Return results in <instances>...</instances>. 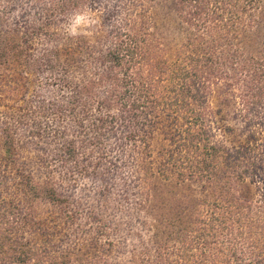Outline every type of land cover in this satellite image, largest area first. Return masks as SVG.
I'll return each instance as SVG.
<instances>
[{
  "label": "trees",
  "instance_id": "obj_1",
  "mask_svg": "<svg viewBox=\"0 0 264 264\" xmlns=\"http://www.w3.org/2000/svg\"><path fill=\"white\" fill-rule=\"evenodd\" d=\"M156 1L0 0V79L43 74L57 90L0 111V177L15 189L0 193V264H102L94 243H50L60 224L37 205L47 200L73 221L59 187L108 164L130 169L142 209H153L156 177L199 184L180 218L154 225L160 264H264V38L255 52L244 41L262 0H176L188 32L173 50ZM100 9L107 29L97 38L61 36L59 23ZM226 113L242 123L243 141ZM30 137H43L34 142L43 180L22 153Z\"/></svg>",
  "mask_w": 264,
  "mask_h": 264
},
{
  "label": "rangeland",
  "instance_id": "obj_2",
  "mask_svg": "<svg viewBox=\"0 0 264 264\" xmlns=\"http://www.w3.org/2000/svg\"><path fill=\"white\" fill-rule=\"evenodd\" d=\"M178 3L176 0H157L153 4V13L158 20V29L169 50L181 46L185 42L188 32L187 25L178 16ZM261 6L258 25L252 32L247 33L244 39L245 43L251 46L253 52L258 50V46L264 38V0H262ZM77 15H86L89 23L77 26V34L73 35L71 26ZM106 24L103 10H85L59 23L58 29L61 36L65 34L93 40L107 29ZM11 80L7 77L0 79V111L7 106L17 107L29 98L35 102L38 98L37 95H43L50 99L55 96L57 91L56 87L46 83L43 74L28 75L20 80L19 84H15ZM220 102L217 96L213 97L212 109L218 108ZM226 114L228 115L223 120V124H231L236 127L237 138L235 141H243L246 132L242 123L239 120H234L231 114ZM48 122L52 125L55 124L54 121ZM216 132L219 138H223L221 132ZM21 133L25 136L29 135L28 130L23 129ZM160 137L161 131L156 129L155 139L151 144L155 151L161 143H164ZM33 140L34 138L31 137L28 139V145L22 153L32 174L38 180H43L45 169L38 163L36 157L39 151L37 145L34 144L35 141L43 140V137ZM47 140L49 139L47 138ZM51 143L52 146H55V143ZM99 172L100 174H93V172L84 175L77 174L72 178L73 181L69 183V186L67 183V186L59 187L70 198V203L67 206L70 205L69 208L77 212V217L73 221L67 219L63 212L60 213V206L52 205L47 200L39 201L37 212L46 218L47 224L53 226L54 217L60 224L58 229L64 227L62 228L63 232L68 234L59 231L60 229L57 231L53 229L52 234L47 237L48 241L62 246L75 245L79 247L85 244L84 248H88L90 244L92 248L95 244L94 248H99L100 252L104 254L102 258L105 259H102V264H160L158 252L161 248H155L157 238L154 235V225L158 219L164 218L168 223L170 220L180 218L179 212L182 211L184 204L198 198L199 184L190 181L181 183L156 177L153 180L156 190L153 209L147 210L142 209L136 203V191L132 186L133 179L129 168L108 164L99 168ZM106 183H109L110 187L106 197H103L101 192ZM7 185L8 183L0 177V193L10 198L15 189L12 184L8 188ZM169 226L166 230L170 228ZM28 235L38 238L30 232ZM166 242L172 245L174 238L167 237Z\"/></svg>",
  "mask_w": 264,
  "mask_h": 264
},
{
  "label": "clouds",
  "instance_id": "obj_3",
  "mask_svg": "<svg viewBox=\"0 0 264 264\" xmlns=\"http://www.w3.org/2000/svg\"><path fill=\"white\" fill-rule=\"evenodd\" d=\"M87 23H89V20L86 15H77L71 26V34H77V26Z\"/></svg>",
  "mask_w": 264,
  "mask_h": 264
}]
</instances>
